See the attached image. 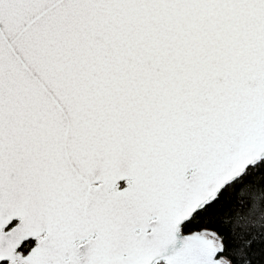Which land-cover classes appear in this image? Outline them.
<instances>
[{"label":"snow or ice","instance_id":"snow-or-ice-1","mask_svg":"<svg viewBox=\"0 0 264 264\" xmlns=\"http://www.w3.org/2000/svg\"><path fill=\"white\" fill-rule=\"evenodd\" d=\"M0 264H264V0H0Z\"/></svg>","mask_w":264,"mask_h":264}]
</instances>
